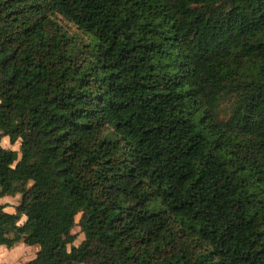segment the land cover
Wrapping results in <instances>:
<instances>
[{
	"label": "trees",
	"instance_id": "16d2710c",
	"mask_svg": "<svg viewBox=\"0 0 264 264\" xmlns=\"http://www.w3.org/2000/svg\"><path fill=\"white\" fill-rule=\"evenodd\" d=\"M18 194L27 264H264V0H0Z\"/></svg>",
	"mask_w": 264,
	"mask_h": 264
},
{
	"label": "rangeland",
	"instance_id": "374dc122",
	"mask_svg": "<svg viewBox=\"0 0 264 264\" xmlns=\"http://www.w3.org/2000/svg\"><path fill=\"white\" fill-rule=\"evenodd\" d=\"M3 146L7 148L11 147L14 150L19 151V144L10 146L7 140L4 141ZM20 200V194L14 197L0 198V207H4L3 212L5 214H14V206L18 205ZM74 233L78 236L76 245H79L84 240V236L80 234L78 228L74 230ZM3 248L6 250L0 253V262L3 264H27L34 259L39 252L38 246H26L24 244H18L13 250H8L4 246Z\"/></svg>",
	"mask_w": 264,
	"mask_h": 264
},
{
	"label": "crops",
	"instance_id": "0c3cea01",
	"mask_svg": "<svg viewBox=\"0 0 264 264\" xmlns=\"http://www.w3.org/2000/svg\"><path fill=\"white\" fill-rule=\"evenodd\" d=\"M5 204H6V203H5ZM7 204H8V203H7ZM16 206H17V205H16ZM14 207H15V206H14ZM12 250H13V249H12ZM3 251H6V250H5V249L3 248V246H2V247H0V253L3 252ZM4 253H5V252H4ZM0 264H3V263L0 262Z\"/></svg>",
	"mask_w": 264,
	"mask_h": 264
}]
</instances>
